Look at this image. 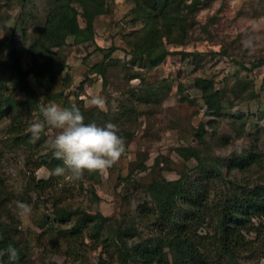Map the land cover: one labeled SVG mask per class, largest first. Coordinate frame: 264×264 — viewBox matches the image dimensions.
<instances>
[{
	"label": "rangeland",
	"instance_id": "rangeland-1",
	"mask_svg": "<svg viewBox=\"0 0 264 264\" xmlns=\"http://www.w3.org/2000/svg\"><path fill=\"white\" fill-rule=\"evenodd\" d=\"M199 2L188 41L165 42L164 48L170 53L149 70L130 64L131 56L123 42L130 32L140 28L141 20L132 15L129 0H112L108 12L98 15L93 22L92 42L73 43L71 37H66L60 51L65 68L50 88V92L61 95L45 99L42 89L27 75L28 84L39 95V109L50 103L62 106L64 96L71 103L80 102L84 109L96 108L90 106L91 97H103L105 109H97L107 115V123L116 125L118 132L123 133L125 145L124 154L106 174L85 172L83 179L75 183L52 176L49 185L36 194L28 182L30 177L45 180L50 176L44 166L35 167V162L50 150L47 142L57 130L46 127L39 139L31 138L33 142L39 141L38 147L25 151L6 137L5 126L9 121L0 117V179L13 205L7 213L11 217L8 221L17 225L30 264H98L101 259L106 264H116L117 248L111 234L102 229L92 240L89 235L93 230L86 224L77 238L67 236L78 215L59 219L55 207L90 214L99 212L114 218L123 215L133 221L139 232L126 239L128 244L151 236L155 232V205L146 186L159 178L193 181L202 176L197 161L179 153L181 147L197 148L201 162L219 171L221 178H214L208 185L209 203H214L221 194L229 195L232 183H264V0ZM47 5V0H0V39L15 32L18 59L24 69L31 64L26 46L34 36V27L42 23ZM77 20L82 26L81 18ZM110 46L113 47L110 57L117 62L107 67L106 82L102 85L99 75L89 68L101 59L102 52L96 47L105 51ZM258 59L263 61L252 65ZM129 71L138 72L139 77L131 78ZM196 77L211 78L215 89H223L217 115L206 109L193 86ZM143 87H147L146 93L140 91ZM128 90L142 93L141 99H135ZM4 93L16 100L23 98L10 84L4 85ZM126 102H131L132 110L127 109ZM235 118L244 120L240 135L229 125ZM21 119L28 130L42 115L22 109ZM200 125L205 130L203 143L192 136ZM237 147L242 150L237 152ZM248 152H257L258 163L241 172L227 169L233 156ZM138 158H143L144 169L133 168L127 175L129 164ZM51 166L53 169L63 166L62 161ZM18 201L31 205L30 216L19 214ZM206 230L209 229L203 225L196 232L202 235ZM61 232L66 235L62 237ZM252 235L245 233L248 239ZM263 252L259 247L244 253L240 264H264Z\"/></svg>",
	"mask_w": 264,
	"mask_h": 264
},
{
	"label": "trees",
	"instance_id": "trees-1",
	"mask_svg": "<svg viewBox=\"0 0 264 264\" xmlns=\"http://www.w3.org/2000/svg\"><path fill=\"white\" fill-rule=\"evenodd\" d=\"M129 1L132 3V15L140 19L142 25L130 32L123 42L131 56L130 64L136 63L140 68L149 70L161 63L170 53L164 48L165 42L184 44L188 41L190 38L188 32L194 22V12L200 2ZM110 2L112 0H47L48 5L44 9L42 23L38 28L34 27V36L26 46L25 51L31 60L30 66L26 69L22 68L18 59L15 32L11 31L0 39V48L3 50L0 53V117H5L9 121L5 126V133L12 141V145L23 146L25 151H29L32 146L38 147L39 141L31 140V133L26 130L27 124L21 119L22 109L27 113L35 110L40 114L39 95L28 84L27 75L33 77L35 84L42 89L45 99L53 100L61 95V92H50V88L65 68L64 57L60 51L66 37H71L73 43L92 42L93 22L98 15L108 12ZM78 17L81 18L82 26L79 25ZM21 37L23 40L26 38L23 30ZM112 48L110 46L104 51L96 47L102 52L101 59L89 68V71L99 75L102 85L106 82L107 67L117 62L110 57ZM220 51L227 54L224 48ZM262 61L258 59L252 65H259ZM135 71H129L128 75L131 78L139 77ZM5 84H10L13 89L20 91L23 98L16 100L6 95ZM193 86L199 91L206 109L211 115H217L221 107L220 99L224 95L223 89H215L212 79L204 77L194 78ZM140 91L146 93L147 87ZM128 92L135 96V99H141L142 93L135 94L133 90ZM72 104L81 110L85 123L95 122L100 126L107 124V115L101 110L84 109L80 102L71 103L64 96L62 107H70ZM126 104L127 109H133L131 102ZM177 123H181L179 119ZM229 125L235 130L236 135H240L244 120L235 118ZM117 134L123 136L120 131ZM204 134L202 125L192 132V136L196 137L199 143H203ZM178 151L183 157H192L197 161L202 176L193 181L185 178L166 181L159 178L146 186L148 195L154 200L155 205L153 235L128 244L126 239L139 232L133 221L125 219L123 215L114 218L103 216L99 212L90 214L55 207L54 213L59 219L73 214L78 215L72 231L67 236L77 238L87 224L93 230L89 237L94 240L96 235L105 229L109 235L111 234V241L117 248L116 264H240V258L244 253L253 252L259 247L264 250V183L246 185L232 183L229 195L221 194L214 203H209L208 185L214 178H221L219 171L201 162L200 150L197 148L181 147ZM1 155L0 151V157ZM142 161L143 158H138L131 162L127 175L133 168L144 169ZM258 161L257 152H248L244 156H233L227 169L241 172ZM58 162L60 160L55 159L52 151L48 150L35 162V167L44 166L50 174L53 170L51 164ZM51 177L45 180L30 177L28 184L30 183L31 189L39 194L49 185ZM9 199L12 198L4 191L0 179V215H3V218L0 217V251H6L12 246L19 252L17 261L10 262L8 256L4 255L0 257V264H30L27 246L19 236L17 225L8 221L11 217L7 213L13 208ZM254 219L257 220L255 224ZM203 225L209 230L200 235L196 230ZM247 232H252V238L245 237ZM61 233L62 237L66 235V232ZM98 264L106 262L101 259Z\"/></svg>",
	"mask_w": 264,
	"mask_h": 264
},
{
	"label": "clouds",
	"instance_id": "clouds-1",
	"mask_svg": "<svg viewBox=\"0 0 264 264\" xmlns=\"http://www.w3.org/2000/svg\"><path fill=\"white\" fill-rule=\"evenodd\" d=\"M90 106L104 110L105 100L100 95H94L90 99ZM40 113L42 119L31 123L28 131L32 138L37 140L46 127L57 130V134L47 142V147L52 150L55 159L62 161L63 166L55 167L50 176L75 183L83 179L85 172L106 174L124 154V140L117 134L116 125L85 123L81 110L75 104L62 107L50 103L42 106ZM241 150V147L236 149L237 152ZM17 208L20 215H31V205L18 201ZM4 255L8 256L10 262L19 259L18 250L12 246L6 251H0V257Z\"/></svg>",
	"mask_w": 264,
	"mask_h": 264
}]
</instances>
